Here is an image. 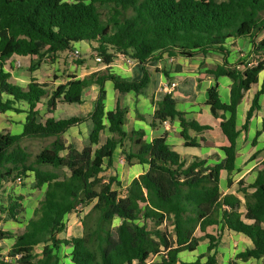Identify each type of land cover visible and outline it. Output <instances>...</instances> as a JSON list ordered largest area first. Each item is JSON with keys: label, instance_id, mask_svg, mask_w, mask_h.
<instances>
[{"label": "trees", "instance_id": "obj_1", "mask_svg": "<svg viewBox=\"0 0 264 264\" xmlns=\"http://www.w3.org/2000/svg\"><path fill=\"white\" fill-rule=\"evenodd\" d=\"M262 34L264 0H0V115L26 114L21 134L0 132V192L7 183L29 174H33L35 189L45 188L22 233L0 230V243L14 240L7 258L18 264H62L63 247H71L74 264H148L156 256L160 257L158 264H219L217 249L224 231L229 230L253 244L237 255L238 260L264 262V161L253 185L239 183L244 213L241 200L235 195L223 196L220 189L222 172L235 170L240 135L237 108L264 70V37L258 40ZM237 39L253 45L254 57H258L255 65L247 62L241 70L239 65L247 59L229 62L227 43ZM81 42L92 46L108 67L119 54L143 67L156 54L187 59L221 55L222 63L211 74L216 81L220 77L232 81L230 102L221 101L216 83L207 91L206 105L214 117L223 119L221 129L230 143L222 148L225 158L220 160L215 154L212 157L218 162L214 165L200 158L187 164L167 143L166 135L148 142L143 130L127 133L128 108L121 99L113 111L106 112V82H112L121 95H140L150 82L145 68L139 81L108 68L82 79L70 75L66 83L54 88L35 80L24 88L13 83L5 70L13 56L35 57L29 68L34 72L48 58L55 61ZM83 63L79 61V65ZM93 86L99 87V93L89 116V145L79 150L70 144L65 149L62 136L85 120H58L53 115L59 103L81 105L85 91ZM262 93L255 96L244 131L260 109ZM23 106L27 108L21 109ZM176 120L185 139L191 130L210 129L187 120L166 95L157 103L150 126L155 130ZM104 131L110 137L101 144ZM48 138L54 140L31 162L22 140ZM190 145L197 146L194 140ZM117 148L128 165L149 166L145 174L132 180L125 196L113 189L120 186L117 179L106 174ZM64 151L66 155H62ZM23 201V196H9L0 202V221L21 223ZM80 207H91L81 216L83 235L69 239L66 219L74 213L81 215ZM116 219L119 224L115 226ZM211 230L215 234L208 232ZM204 242L208 243L207 253L196 262L179 261L180 253L195 251ZM38 247L42 248L40 254L36 253ZM1 259L0 264H7Z\"/></svg>", "mask_w": 264, "mask_h": 264}, {"label": "crops", "instance_id": "obj_2", "mask_svg": "<svg viewBox=\"0 0 264 264\" xmlns=\"http://www.w3.org/2000/svg\"><path fill=\"white\" fill-rule=\"evenodd\" d=\"M262 37H264V34H262L258 40ZM241 41L242 39L231 40L227 43V48L230 51L229 62L231 64H236L241 60L247 59L245 63L239 65V68L243 70L245 69L247 62V65L249 66L255 65L258 57H254L253 45L248 40H246L248 43H245L243 46H241ZM60 55L56 57V60L53 61L54 63L58 61L60 62ZM155 57L156 58H152L144 67L137 62L132 66H129L126 63H118L117 60H115V62L109 67L103 65L97 70H92L83 75L75 76L82 79L91 73L104 71L109 68L111 72L116 73L123 78L131 81H139L143 76V68H145L150 76V82L140 95H136L133 92L121 95L115 90L112 82H106V112L113 111L117 100L121 99L123 105L128 108L127 123L124 126V130L127 133L143 130L146 134L145 140L148 142L166 135L167 143L174 151L180 154L183 161L187 164H190L196 158L206 159L208 160V164H216L218 161L212 156L217 154L219 155L220 160L224 159L225 156L222 148L229 146L230 143L221 129L223 119L214 117L211 114L210 108L206 105V102L208 99L207 91L216 83L219 85L221 101L225 104L230 102V88L232 81L227 77H220L216 81L214 75L211 74V72L215 71L217 66L222 63V56L219 54H209L187 59L183 57L168 58L167 55L158 56V54H156ZM33 59H35V57L13 56L7 61L5 70L11 74V81L13 83L25 88L32 80H35L40 84H49L51 88H54L68 81L67 78L62 79L55 76L56 74H53L52 71H45L43 66L34 72H30V70L28 72L25 68H30ZM261 59L264 60V56H262ZM163 63L165 64L163 65ZM24 69L26 71H24ZM45 75L47 78H43ZM172 84H175L176 86L172 88ZM165 87L170 89H165ZM262 90L263 93L259 97L260 109L253 116L248 130L244 131L243 125L245 124L247 113L253 105L256 94ZM98 93L99 87H91L85 91L83 95V103L77 105L75 109L68 112L65 109L66 104H58L57 110L53 115L54 118L60 120L79 117L85 120L76 126L71 127L62 136V142L65 149L70 144L75 145L79 150L89 145V135L92 130V123L89 120V116L94 111ZM166 95H170L173 98L177 110L182 113L187 120L198 122L200 125L209 126L210 129L202 132L191 130L189 131L188 139L181 136L182 127L177 120L174 122L167 121L169 126L163 124L162 127L153 130L150 124L157 109V103L163 100ZM26 108V106L21 107V109ZM42 109L44 112L45 108ZM220 114L222 115L223 112H220ZM25 117L26 114L24 113L16 114L14 112L0 115V127L2 128V130L0 129V132L3 130L12 132V127H17L18 134L16 135L21 134L23 132ZM263 121L264 70L259 74L258 83L251 87L237 108V128L240 131V135L237 139L238 154L235 161V170L231 173L223 171L220 179V189L223 196L235 195L238 197L242 202L241 212L243 213L245 212L244 195L239 192V183L240 181H243L245 187L253 185L257 179L258 171L261 168L262 162L264 161ZM109 137L110 134H108L107 131H104L101 135V144L105 143ZM193 140L196 142L197 146L190 145V142ZM66 153L67 151H64L62 152V155H66ZM121 158L123 160H121ZM148 170L149 166L145 164L135 163L133 165H128L122 154L121 148H117L113 158V165L108 168L106 174L109 177H115L117 179L120 186L114 185L113 189L118 191L121 196H125L132 180L145 174ZM229 181L231 184H229ZM34 191H39L41 198L32 209V213L29 215L23 214L21 223H16L19 225L21 231L16 233L11 230H0L9 231L14 234H20L23 232L27 222L38 206V203L42 200L45 188L42 190L35 189L32 192ZM253 191V189H249V192ZM1 192H3L2 195L5 199L9 196H23L24 194L23 192L21 195L12 192L7 186H5ZM90 209L91 207H80L79 211H82L81 215L79 212V214L74 213L67 217V238H76L83 235L81 216L89 212ZM116 221H118L119 224V220L116 219ZM1 222H4V220L0 221V223ZM208 232L215 234L213 230ZM13 244L14 240L0 243V248H2L0 256L3 257V255H6L7 257ZM242 244H244L243 248H241ZM252 246L253 244L251 240L246 236L225 230L217 249V260L219 264H264L263 260L250 259L248 261H242L237 259V255L252 248ZM207 250L208 243H200L195 251L182 252L178 255V258L181 263H194L199 256L207 253ZM40 251H42V248ZM71 253V247H63L61 254L62 264H74L71 260ZM213 253L214 252L211 254ZM184 255H189V258L184 259ZM151 260L153 262L160 261V257L156 256L151 258Z\"/></svg>", "mask_w": 264, "mask_h": 264}, {"label": "rangeland", "instance_id": "obj_3", "mask_svg": "<svg viewBox=\"0 0 264 264\" xmlns=\"http://www.w3.org/2000/svg\"><path fill=\"white\" fill-rule=\"evenodd\" d=\"M245 43H248L246 41V39H242L241 41V46L245 45ZM76 48L80 49L82 52L81 58L79 59H75L73 56H71L70 52L67 53H62L60 55V62H56L54 63L53 61L50 60V58H48L42 66L43 69L45 71L51 72L53 74H56L55 76H58L59 78L62 79H66L68 78L70 75L72 76H78V75H83L85 73H88L92 70H97L98 68H100L101 64H99L96 61V53L93 50V47L90 46L87 42H81L79 44L75 45ZM243 49V48H242ZM79 61H83L84 63L82 65H79ZM118 63H124L123 60H117ZM165 63H163L164 65ZM94 68V69H91ZM28 72H29V67L25 68ZM24 69V71H26ZM118 70V69H117ZM45 74V73H43ZM43 78H47L46 75ZM52 79V78H51ZM112 102V100H111ZM77 105H69L66 104V111H70L72 109H75ZM1 125V124H0ZM3 127V126H2ZM0 129L2 130V128L0 127ZM11 134L15 135L18 134L17 133V127H12V132ZM54 140V138H48V139H24L21 142V145L23 148H25L31 155V162L34 161L36 155L42 151L46 146H48L52 141ZM87 141V140H85ZM85 143V142H84ZM86 144V143H85ZM121 160H123L121 158ZM34 178H33V174H29L28 177H22V184H17L15 183V180H12L10 183H7L5 186H7L9 188L10 191L12 192H16L17 194L21 195V193L23 192V196L25 197V201H24V205H25V209H26V214L24 215H29L32 213V209L34 208V206L36 205V203L38 202V200L41 198V194L39 191H34ZM3 192H0V202H5L6 199L5 197L2 195ZM23 204V203H22ZM23 205V206H24ZM115 226L118 224V221L114 222ZM0 229H5V230H11L13 232H20L21 230L19 229V225L16 224L13 221L10 222H1L0 223ZM243 245H241V248H243ZM41 247L36 248V253L40 254L41 253ZM185 256V255H184ZM3 259H1L2 261H4L5 263H9V264H18L12 260H8L6 255H3L2 257ZM189 258V255H186L184 257V259ZM148 264H158V261L153 262L152 260H150L148 262Z\"/></svg>", "mask_w": 264, "mask_h": 264}, {"label": "built area", "instance_id": "obj_4", "mask_svg": "<svg viewBox=\"0 0 264 264\" xmlns=\"http://www.w3.org/2000/svg\"><path fill=\"white\" fill-rule=\"evenodd\" d=\"M70 54H71V56H73L75 59H79V58H81L82 52H81L80 49H78V48H74V49L70 52ZM116 60H123L124 63H126V64L129 65V66H132V65L135 63V61H134L133 59L129 58V57L126 56L125 54H119V55L117 56V59H116ZM96 61H97L99 64H101V65H105V64L103 63V59H102V57H100V56L97 55V54H96ZM175 86H176L175 84H172L171 87L173 88V87H175ZM165 89H170V88L165 87ZM164 124L167 125V126H169V123H168L167 121H166ZM15 183H17V184H22V177H17L16 180H15ZM7 259H8V258H7ZM8 260H9V259H8Z\"/></svg>", "mask_w": 264, "mask_h": 264}]
</instances>
